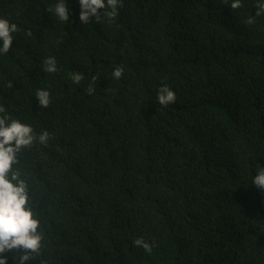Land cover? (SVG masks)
<instances>
[{
	"label": "trees",
	"instance_id": "obj_1",
	"mask_svg": "<svg viewBox=\"0 0 264 264\" xmlns=\"http://www.w3.org/2000/svg\"><path fill=\"white\" fill-rule=\"evenodd\" d=\"M232 2L119 0L82 24L68 0L67 24L56 0H0V105L37 134L14 166L43 234L25 264H264V0Z\"/></svg>",
	"mask_w": 264,
	"mask_h": 264
},
{
	"label": "clouds",
	"instance_id": "obj_2",
	"mask_svg": "<svg viewBox=\"0 0 264 264\" xmlns=\"http://www.w3.org/2000/svg\"><path fill=\"white\" fill-rule=\"evenodd\" d=\"M80 7L79 19L82 24L95 19L100 21L102 12L108 17L116 15L119 0H78ZM240 6V0H233V9ZM110 8L111 11H105ZM50 13L61 22L70 23L68 0H56L54 8H49ZM259 14V13H257ZM18 31V25L6 16H0V54L10 51L14 43V34ZM46 72L56 71L53 59L46 62ZM123 67L117 66L112 75L120 79ZM74 82L82 79L80 74L72 76ZM88 92L91 94L94 88L90 85ZM38 106L47 107L50 103V93L46 89L36 92ZM160 106L176 101V93L168 85H162L157 94ZM48 132L39 134V141L46 143ZM37 139L33 127L20 119H14L8 115L4 106L0 105V264H7L8 256L4 253L12 251L16 253L15 264H25L32 253L41 248L43 234L38 211L31 203V191L28 181L23 178L15 165L18 163L21 151L32 145ZM258 189L264 191V164L257 162L252 183ZM134 243L150 250L148 243L137 239Z\"/></svg>",
	"mask_w": 264,
	"mask_h": 264
}]
</instances>
